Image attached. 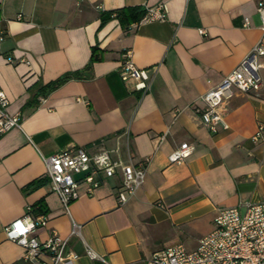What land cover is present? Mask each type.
Segmentation results:
<instances>
[{
	"label": "crops",
	"instance_id": "obj_1",
	"mask_svg": "<svg viewBox=\"0 0 264 264\" xmlns=\"http://www.w3.org/2000/svg\"><path fill=\"white\" fill-rule=\"evenodd\" d=\"M258 1L0 0V90L7 112L22 116L21 128L0 133V264H31L4 229L39 203L48 222L33 235L68 237L78 257L66 264H144L177 243L194 250L214 229L219 208L243 211L246 202L264 201V145L251 139L264 122V68L257 91H235L229 101L228 129L210 133L196 111L202 94L264 44ZM161 3L162 20L133 23L127 32L99 16ZM93 48L100 60L89 66ZM127 50L152 76L144 95L120 77ZM71 73L80 75L37 95L39 86ZM182 143L193 147L191 155L170 163ZM71 147H119L123 157L129 150L134 161L149 158L143 185L120 205V174L92 194L81 183L65 212L47 187L42 156ZM41 178L42 185L26 187ZM73 224L80 236L71 235ZM86 245L101 259L87 257Z\"/></svg>",
	"mask_w": 264,
	"mask_h": 264
},
{
	"label": "built area",
	"instance_id": "obj_2",
	"mask_svg": "<svg viewBox=\"0 0 264 264\" xmlns=\"http://www.w3.org/2000/svg\"><path fill=\"white\" fill-rule=\"evenodd\" d=\"M79 2L81 0H75ZM99 8V6H97ZM145 15L138 24L162 20L166 7L161 3L155 7H145ZM256 12L260 18V28L264 31V1H258ZM245 20V26L248 25ZM204 34V30H200ZM264 44L256 43L243 60L216 85L199 97L202 106L197 108L201 124L210 132L229 128L227 122L228 103L235 91L248 93L257 91L261 79L257 75L264 68ZM120 77L124 82H134V89L144 95L151 87L152 76L145 69L138 68L131 59V50L123 55ZM8 100L0 90V133L12 128H21L22 116L19 112L9 114ZM164 136H161L163 138ZM254 142L264 145V122L257 123L251 136ZM193 147L182 143L169 155L170 163L184 162L192 153ZM123 157L119 147L101 149L90 153L83 147H71L42 159L45 162L46 184L55 193L65 212L71 202L79 197L78 186L86 185V192L100 186L104 178L120 174V189L117 201L120 205L133 197L143 185L149 158L134 161L127 150ZM48 222L46 213L34 212L27 207L25 215L7 225L6 237L23 248L22 259L31 264H66L75 260L78 254L69 245V238L52 230L44 241L37 240L33 232ZM71 235L80 236V226L73 224ZM85 254L90 259H101L92 248L86 245ZM42 256L48 259L43 260ZM144 264H264V201L246 202L243 211L238 206L218 209L214 229L199 239L194 250H187L183 244L167 246L144 259Z\"/></svg>",
	"mask_w": 264,
	"mask_h": 264
},
{
	"label": "trees",
	"instance_id": "obj_3",
	"mask_svg": "<svg viewBox=\"0 0 264 264\" xmlns=\"http://www.w3.org/2000/svg\"><path fill=\"white\" fill-rule=\"evenodd\" d=\"M146 9L145 7L141 6H128V7H122L111 11H102L100 13V19L101 23H105L110 19H117L120 26L127 32L131 29V25L133 23L139 22V20L145 15ZM5 34H3L4 36ZM100 60V56L96 53V48L92 49V55L90 58L89 66L95 62ZM78 73H71L66 74L52 82H49L45 85L39 86L37 95L45 96L48 93L52 92L53 90L57 89L59 86H61L63 83L68 81L72 76H79ZM43 184V179H37L33 182L29 183L26 187L27 188H33L37 187L39 185ZM34 212H45L44 206L40 203L38 205H35Z\"/></svg>",
	"mask_w": 264,
	"mask_h": 264
}]
</instances>
